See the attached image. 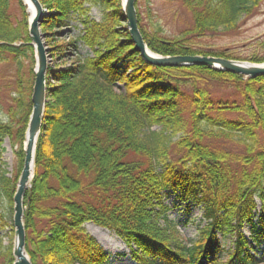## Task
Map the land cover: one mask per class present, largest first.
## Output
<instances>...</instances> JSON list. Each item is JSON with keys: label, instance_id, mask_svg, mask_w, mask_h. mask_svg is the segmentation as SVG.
<instances>
[{"label": "trees", "instance_id": "obj_1", "mask_svg": "<svg viewBox=\"0 0 264 264\" xmlns=\"http://www.w3.org/2000/svg\"><path fill=\"white\" fill-rule=\"evenodd\" d=\"M40 2L48 42L68 38L47 50L48 57L70 58L71 64L48 66L46 73L33 178L23 198L30 263L108 264V254L84 227L90 223L113 232L136 264H264V76L145 63L120 0ZM137 2L139 32L156 55L264 63V54L239 59L226 50L197 51L194 43L233 33L264 0H181L191 25L171 39L159 27L155 32L144 27ZM19 6L20 18L14 20L9 0H0V111L2 66L15 67L7 85L9 121H0V138L19 145L15 177L0 170V198L9 215L23 166L35 67L27 14ZM92 7L101 12L99 22L87 17ZM72 15L82 25L77 38L70 36ZM78 43L91 56L78 55ZM214 88L231 89L233 97H215ZM167 191L186 213L201 209L204 225L195 239H184L168 219ZM13 263L12 244L4 246L0 237V264Z\"/></svg>", "mask_w": 264, "mask_h": 264}, {"label": "rangeland", "instance_id": "obj_2", "mask_svg": "<svg viewBox=\"0 0 264 264\" xmlns=\"http://www.w3.org/2000/svg\"><path fill=\"white\" fill-rule=\"evenodd\" d=\"M20 2L22 0H9V12L14 20L20 18ZM138 12L141 15L142 24L149 32H155V28H160L162 35L171 39L177 37L184 30H187L191 25L189 13L182 7L181 0H138ZM101 12L97 7L90 8L87 17L90 20L99 22L101 20ZM40 34L42 35V42L46 50L53 49L54 46L68 40L67 37L57 38L54 42H48L51 38L44 36L42 26L40 25ZM70 36L77 38L82 34V25L78 17L72 15L69 20ZM264 2L262 3L257 14L250 18L242 19L236 31L231 34L223 35L218 33L216 35H207L194 43L197 51H205L215 53L221 50H226L232 57L239 59H246L253 54L263 55L264 47ZM78 55L86 57L91 56L89 50L81 43L77 44ZM48 55V54H47ZM48 57V65L50 68L59 69L65 68L71 64L70 58L59 59L58 55ZM4 77L2 89V104L0 111V121L7 123L9 121L7 108L10 103L11 90L7 85L13 83V75L15 67L12 64L3 65L1 70ZM53 83V82H51ZM215 97H224L231 99L233 97V90L231 89H213ZM157 130V129H155ZM19 151V145L13 146V143L8 138H0V170L5 173V177L13 179L19 169V157L16 153ZM11 168L9 171L8 169ZM20 175V174H19ZM19 177V176H18ZM164 204L168 208L167 217L169 220L177 224V229L184 239H195L197 229L202 227L204 223L201 220V209L193 207L189 213H186L184 206L181 205L176 195L167 191L164 197ZM8 205V204H7ZM6 202L0 198V214H4V218L0 221V237L3 239V245H13V224L12 216L13 210H10V215L6 213ZM260 212V204H258L256 217ZM10 217V218H9ZM86 231L103 247L108 254V264H136L130 257V252L127 250L122 241L113 233L105 229H101L93 224L84 225ZM97 227V228H96ZM247 235V230L244 231ZM91 235V234H90ZM231 240L227 238L223 243L225 249L228 250ZM260 255V252H257ZM225 260V259H224ZM223 260V261H224Z\"/></svg>", "mask_w": 264, "mask_h": 264}, {"label": "water", "instance_id": "obj_3", "mask_svg": "<svg viewBox=\"0 0 264 264\" xmlns=\"http://www.w3.org/2000/svg\"><path fill=\"white\" fill-rule=\"evenodd\" d=\"M32 6V15L30 16L24 0L22 3L28 16V35L31 46L34 49L35 67L34 82L31 94V113L25 131L23 151L24 159L20 175L17 180L13 201V245L12 256L13 264H31L25 252V230L23 224V198L26 190L30 186L33 177L34 150L36 140L39 136L42 117L46 104V73L48 70L47 50L42 42L40 34V25L45 17L46 10L39 0H27ZM136 0H120V6L123 17L126 21V28L134 44L135 50L139 53L141 59L152 66L157 67H190L202 66L210 69L228 72L243 76L248 79H255L264 76V63L253 64L248 62L226 60L222 58L206 56H175L163 57L156 55L148 50L137 25V15L135 10Z\"/></svg>", "mask_w": 264, "mask_h": 264}, {"label": "bare ground", "instance_id": "obj_4", "mask_svg": "<svg viewBox=\"0 0 264 264\" xmlns=\"http://www.w3.org/2000/svg\"><path fill=\"white\" fill-rule=\"evenodd\" d=\"M24 2H25V4H26V7H27V10H28V12H29V14H30V16L32 15V6H31V4L27 1V0H24ZM9 171L11 170V168H9L8 169ZM97 228V227H96ZM90 232V234L93 236L94 234L91 232V231H89Z\"/></svg>", "mask_w": 264, "mask_h": 264}]
</instances>
